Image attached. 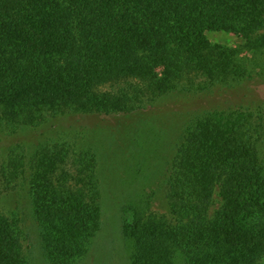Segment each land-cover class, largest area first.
I'll return each instance as SVG.
<instances>
[{"label":"trees","instance_id":"16d2710c","mask_svg":"<svg viewBox=\"0 0 264 264\" xmlns=\"http://www.w3.org/2000/svg\"><path fill=\"white\" fill-rule=\"evenodd\" d=\"M211 31L264 47V0H0V133L252 78L256 67L211 43ZM21 142L0 146V195L19 190L29 204L0 213V264H264V108L193 117L157 187L122 208L131 223L105 235L123 254L103 261L97 154L57 140L30 153ZM216 186L222 206L209 218ZM158 193L170 219L145 216Z\"/></svg>","mask_w":264,"mask_h":264},{"label":"rangeland","instance_id":"374dc122","mask_svg":"<svg viewBox=\"0 0 264 264\" xmlns=\"http://www.w3.org/2000/svg\"><path fill=\"white\" fill-rule=\"evenodd\" d=\"M261 33L264 35V31ZM206 37L211 43L220 45V48L233 51L240 61L252 63L256 67L253 77L226 87L207 89L198 95L188 93L189 90L177 89L158 98L151 108L130 114L67 113L48 119L44 125L21 131L11 139L0 133L2 153L8 147L7 143L22 141L32 153L38 143H52L57 140L71 144L75 153L90 151L97 154L95 179L102 196L101 217L102 227L104 226L99 239L101 244L98 245L95 255L100 261L110 256V253L116 257L123 254L122 251L114 254L107 250L105 235H113L114 238L117 225L123 231V227L131 223V214L122 208L131 202H139L145 193L157 187L168 163L175 155L182 129L193 117L211 110L248 108L255 111L264 108V47H242L243 41L240 37L224 31L207 32ZM62 169H70V164L62 165L58 170ZM13 191L0 195V213L7 218L13 217V213L16 214L21 208L28 209L27 200L19 190ZM158 194L147 208L145 216L154 214L166 217L169 214L168 205L161 199L162 195ZM212 198L207 211L209 218L222 206L218 186L214 188ZM168 216L170 219V215ZM24 220L22 218V222ZM25 224L30 227L29 231L37 233L29 218ZM30 242L33 243L23 240L26 249L33 248ZM33 250L34 248L32 252Z\"/></svg>","mask_w":264,"mask_h":264}]
</instances>
